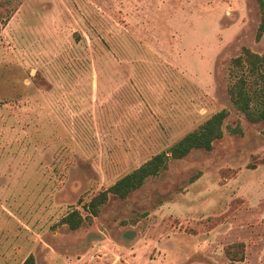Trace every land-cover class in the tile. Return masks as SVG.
<instances>
[{
	"label": "rangeland",
	"instance_id": "1",
	"mask_svg": "<svg viewBox=\"0 0 264 264\" xmlns=\"http://www.w3.org/2000/svg\"><path fill=\"white\" fill-rule=\"evenodd\" d=\"M259 21L256 0H0V264H264V123L228 93ZM224 109L240 132L85 211Z\"/></svg>",
	"mask_w": 264,
	"mask_h": 264
},
{
	"label": "trees",
	"instance_id": "2",
	"mask_svg": "<svg viewBox=\"0 0 264 264\" xmlns=\"http://www.w3.org/2000/svg\"><path fill=\"white\" fill-rule=\"evenodd\" d=\"M260 10V21L256 31V41L264 36V0H256ZM234 63L246 70V75L239 77L238 81L228 91L233 107L252 124L264 123V54L259 55L248 49H243L242 56L234 60ZM247 76L257 77L261 84V90L256 91L248 86ZM258 83L257 81L255 82ZM230 112L226 109L214 114L204 122L198 129L188 133L168 151L155 155L141 165L132 173L125 175L116 181L110 188L95 195L84 206L93 218L100 215L101 208L105 206L110 196L121 201L126 200L132 193L143 187L149 178L157 177L168 169L170 160L181 161L188 157L193 151H212L214 144L224 138L225 131L236 134L240 129L227 126L226 121ZM62 223L67 225L71 231H77L83 226L84 218L77 211H71L63 219ZM234 252L226 251V256L231 262H242L244 260V244L235 245ZM22 264H36V259L30 255Z\"/></svg>",
	"mask_w": 264,
	"mask_h": 264
}]
</instances>
